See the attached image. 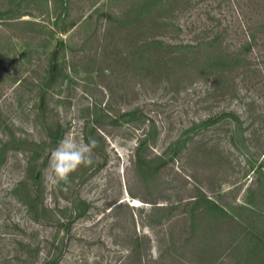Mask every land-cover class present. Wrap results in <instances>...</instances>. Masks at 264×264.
Masks as SVG:
<instances>
[{
  "label": "rangeland",
  "instance_id": "374dc122",
  "mask_svg": "<svg viewBox=\"0 0 264 264\" xmlns=\"http://www.w3.org/2000/svg\"><path fill=\"white\" fill-rule=\"evenodd\" d=\"M0 264H264V0H0Z\"/></svg>",
  "mask_w": 264,
  "mask_h": 264
},
{
  "label": "clouds",
  "instance_id": "9594fccd",
  "mask_svg": "<svg viewBox=\"0 0 264 264\" xmlns=\"http://www.w3.org/2000/svg\"><path fill=\"white\" fill-rule=\"evenodd\" d=\"M98 146L94 138H89L85 143L77 140L71 132L65 134L58 145L52 149L48 161L50 174L45 176V184L64 185L70 184V177L81 167H88L94 163L93 151Z\"/></svg>",
  "mask_w": 264,
  "mask_h": 264
},
{
  "label": "bare ground",
  "instance_id": "6f19581e",
  "mask_svg": "<svg viewBox=\"0 0 264 264\" xmlns=\"http://www.w3.org/2000/svg\"><path fill=\"white\" fill-rule=\"evenodd\" d=\"M131 204L133 206H139V205L143 204V202L139 198H133V199H131Z\"/></svg>",
  "mask_w": 264,
  "mask_h": 264
}]
</instances>
